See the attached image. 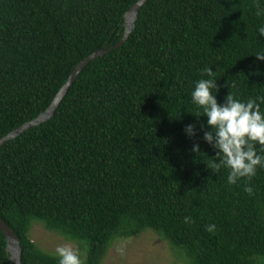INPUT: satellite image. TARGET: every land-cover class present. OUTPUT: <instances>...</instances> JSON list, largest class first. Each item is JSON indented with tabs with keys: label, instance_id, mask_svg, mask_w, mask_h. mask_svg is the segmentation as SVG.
<instances>
[{
	"label": "trees",
	"instance_id": "16d2710c",
	"mask_svg": "<svg viewBox=\"0 0 264 264\" xmlns=\"http://www.w3.org/2000/svg\"><path fill=\"white\" fill-rule=\"evenodd\" d=\"M136 1L0 0V139L45 111L82 59L121 39ZM259 26L264 0L143 4L127 40L86 65L54 114L0 148V217L21 264L59 261L29 238L32 220L84 247L81 264L147 230L188 264H264V167L235 184L227 167H209L219 157L191 97L207 68L220 103L227 92L264 97ZM5 248L0 231V264H15Z\"/></svg>",
	"mask_w": 264,
	"mask_h": 264
},
{
	"label": "clouds",
	"instance_id": "9594fccd",
	"mask_svg": "<svg viewBox=\"0 0 264 264\" xmlns=\"http://www.w3.org/2000/svg\"><path fill=\"white\" fill-rule=\"evenodd\" d=\"M258 32L264 35V26H259ZM255 57L258 61H264V51L257 52ZM205 71L208 78L195 82L191 97L193 104L202 108L203 115H195L197 120L202 116L206 117L202 124L210 129L204 132L203 139L216 149L214 157H219L218 161H210L208 166L213 169H218L221 165L227 167L228 183L235 184L238 178H251L256 174L257 167H264V154L259 153L256 148L257 143L264 145V111H261L260 103L257 102L264 101V97H250L244 101L227 92L222 104L217 99L219 87L214 71L212 68ZM213 89H217L216 94H213ZM195 127L194 123L184 126V134L189 139L195 135ZM191 151L196 154L202 152L198 143L192 144ZM245 191L251 194L252 187L245 185ZM214 229V224L207 226L209 232ZM56 251L59 254L58 264H81L71 246H59Z\"/></svg>",
	"mask_w": 264,
	"mask_h": 264
},
{
	"label": "rangeland",
	"instance_id": "374dc122",
	"mask_svg": "<svg viewBox=\"0 0 264 264\" xmlns=\"http://www.w3.org/2000/svg\"><path fill=\"white\" fill-rule=\"evenodd\" d=\"M28 236L40 250L59 256V246H71L83 261L85 248L60 234L47 230L44 225L32 220ZM100 264H188L179 250L154 232L147 230L140 234L116 238L111 242Z\"/></svg>",
	"mask_w": 264,
	"mask_h": 264
},
{
	"label": "water",
	"instance_id": "95a60500",
	"mask_svg": "<svg viewBox=\"0 0 264 264\" xmlns=\"http://www.w3.org/2000/svg\"><path fill=\"white\" fill-rule=\"evenodd\" d=\"M148 0H137L131 7L128 9V11L124 14V32L121 37V39L112 47L110 48H101L98 49L91 54H89L87 57L82 59L72 70L66 81L63 83V85L60 87V89L57 91V93L54 95L51 103L48 105V107L43 111L41 114H39L35 119L26 122L19 126L18 128L14 129L10 133H8L6 136L2 137L0 139V148L9 140L14 139L21 133H23L25 130L29 129L30 127L37 126L42 122L47 121L55 112L59 104L62 102L63 98L67 94L69 88L73 84V82L76 80L78 75L82 72V70L86 67L88 63H90L92 60L106 54L107 52L111 51L112 49L120 47L128 38L135 20L137 13L139 9L145 4ZM0 231L4 235L6 240V248L5 251L9 255L10 260H12L15 264H21V248L20 243L17 235L15 232L2 220L0 217Z\"/></svg>",
	"mask_w": 264,
	"mask_h": 264
}]
</instances>
